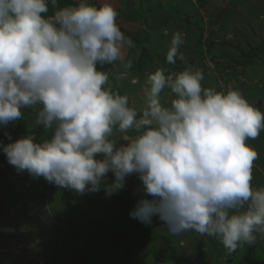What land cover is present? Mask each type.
I'll use <instances>...</instances> for the list:
<instances>
[{
    "label": "clouds",
    "instance_id": "clouds-1",
    "mask_svg": "<svg viewBox=\"0 0 264 264\" xmlns=\"http://www.w3.org/2000/svg\"><path fill=\"white\" fill-rule=\"evenodd\" d=\"M57 2L0 0V125L39 106L32 127L51 130L47 139L28 134L4 146L8 162L81 195L103 185L110 196L137 175L144 198L134 219L150 225L158 216L173 235L214 236L229 253L253 245L264 235V187L253 186L259 154L247 141L264 131V111L239 90L204 87L203 73L191 68L149 73L138 109L98 70L134 47L116 7L77 0L49 15ZM183 42L174 33L169 64L183 59Z\"/></svg>",
    "mask_w": 264,
    "mask_h": 264
},
{
    "label": "rangeland",
    "instance_id": "rangeland-1",
    "mask_svg": "<svg viewBox=\"0 0 264 264\" xmlns=\"http://www.w3.org/2000/svg\"><path fill=\"white\" fill-rule=\"evenodd\" d=\"M76 2L58 0L49 15ZM104 2L116 7L117 23L134 47H125L122 59L98 70L109 72V84L130 104L143 108L149 73L191 68L203 73L204 87L239 90L264 111V0H89L97 7ZM176 32L183 34V59L178 55L169 64L166 54ZM171 98L170 90L161 93L162 104ZM38 107L0 125V264H264L259 233L253 245L229 253L214 236L173 235L158 216L150 225L134 219L130 213L144 198L137 175L126 177L125 186L109 196L103 185L81 195L18 172L3 147L28 134L37 141L50 137L51 130L32 127ZM247 143L259 154L253 186L264 187V131ZM114 179L109 172L106 183Z\"/></svg>",
    "mask_w": 264,
    "mask_h": 264
}]
</instances>
